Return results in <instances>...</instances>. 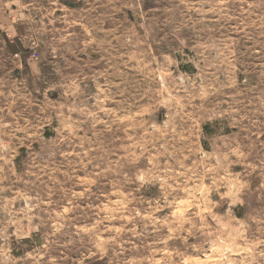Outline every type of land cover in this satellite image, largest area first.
<instances>
[{"label":"rangeland","instance_id":"1","mask_svg":"<svg viewBox=\"0 0 264 264\" xmlns=\"http://www.w3.org/2000/svg\"><path fill=\"white\" fill-rule=\"evenodd\" d=\"M0 264H264V0H0Z\"/></svg>","mask_w":264,"mask_h":264}]
</instances>
